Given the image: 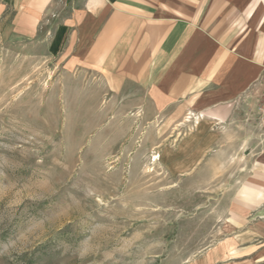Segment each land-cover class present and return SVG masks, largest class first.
<instances>
[{
    "label": "rangeland",
    "instance_id": "374dc122",
    "mask_svg": "<svg viewBox=\"0 0 264 264\" xmlns=\"http://www.w3.org/2000/svg\"><path fill=\"white\" fill-rule=\"evenodd\" d=\"M11 18L0 17V264L246 263L218 254L240 160L184 158L198 115L136 109Z\"/></svg>",
    "mask_w": 264,
    "mask_h": 264
},
{
    "label": "crops",
    "instance_id": "0c3cea01",
    "mask_svg": "<svg viewBox=\"0 0 264 264\" xmlns=\"http://www.w3.org/2000/svg\"><path fill=\"white\" fill-rule=\"evenodd\" d=\"M4 13L20 37L101 75L136 109L198 115L188 167L240 160L233 237L218 254L248 259L221 264H264V0H0Z\"/></svg>",
    "mask_w": 264,
    "mask_h": 264
},
{
    "label": "built area",
    "instance_id": "2783aa9c",
    "mask_svg": "<svg viewBox=\"0 0 264 264\" xmlns=\"http://www.w3.org/2000/svg\"><path fill=\"white\" fill-rule=\"evenodd\" d=\"M260 109H261V126L263 127L264 129V92L262 93L261 95V98H260Z\"/></svg>",
    "mask_w": 264,
    "mask_h": 264
}]
</instances>
